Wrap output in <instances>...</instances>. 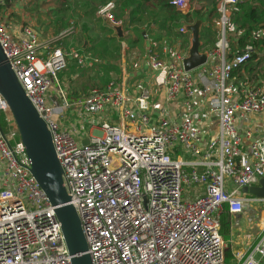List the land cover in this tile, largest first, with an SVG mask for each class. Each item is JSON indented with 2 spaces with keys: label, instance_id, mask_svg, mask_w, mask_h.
Returning a JSON list of instances; mask_svg holds the SVG:
<instances>
[{
  "label": "built area",
  "instance_id": "1",
  "mask_svg": "<svg viewBox=\"0 0 264 264\" xmlns=\"http://www.w3.org/2000/svg\"><path fill=\"white\" fill-rule=\"evenodd\" d=\"M239 1L219 0L223 20L225 7ZM172 3L183 10L189 0ZM116 10L115 1H108L95 14L121 27ZM40 41L27 25L14 36L0 17V47L50 133L91 263L225 264L228 243L218 216L225 207L233 218L252 203H264L240 195L264 179V128L254 118L264 119V86L236 87L231 80L250 53L227 58L223 36L207 55L211 62L202 67L208 69L196 78L181 57L165 64L151 55L150 69L165 71L166 90L151 114L148 91L133 96L114 84L91 89L73 105L59 73L71 61L85 68L96 60ZM178 101L185 110L176 119L165 104ZM204 109L218 123L217 135L206 143ZM0 110L8 112L1 103ZM4 135L0 130V264H71L54 207L31 175L23 145L11 146ZM84 137L90 142L83 143ZM241 264H264V233Z\"/></svg>",
  "mask_w": 264,
  "mask_h": 264
},
{
  "label": "crops",
  "instance_id": "2",
  "mask_svg": "<svg viewBox=\"0 0 264 264\" xmlns=\"http://www.w3.org/2000/svg\"><path fill=\"white\" fill-rule=\"evenodd\" d=\"M68 1L71 5L65 7L64 11L50 3L48 10L41 8L37 10L36 17L45 15L52 24L50 29H43V33L46 34L41 35L45 41L39 35L42 45L60 47L67 52L77 51L91 60H96L85 68H77L76 64L71 61L70 66L64 70L65 72L59 73L60 84L65 87L67 99L72 104L87 96L92 87L96 85L103 90L110 84H114L126 86L133 96H137L141 89L148 91L153 106L150 108V113L155 114V104L161 105L165 100L166 90L163 85L165 71H152L149 64L150 56L157 55L165 64L174 63L177 57H181L183 66L192 47V34L189 28L194 25L198 26L199 54L206 55V64L211 62L207 55L214 50L217 41L224 36L228 46L225 55L227 58L236 54L250 53V59L232 73L233 84L236 87H242L245 83L264 86V0H240L235 6L225 7V12L233 7L231 19L236 22V37L231 28L229 29L231 34L224 31L223 35L222 31H216L217 19L214 18V12L217 10L219 0H215L210 7L203 1L189 0L187 9L183 10L175 6L168 8L157 1L146 3L139 0H123L121 2L125 6L120 11L123 22L122 38L116 36L114 30L97 18L94 12L89 14L91 9L96 10L108 1L117 3L116 0H107L103 4H101L102 0H79L78 2L82 3L79 9L84 22L82 26L81 23L70 20L68 28L56 34L58 25L55 20L60 14L63 13L62 21H60L63 29L68 23L65 20L75 16L73 13L76 4L73 1L75 0ZM18 5L20 6L17 0H4V4L0 6V17L7 23V27L14 36L26 22H32L24 19L25 12L22 9L20 12ZM92 21L99 22L95 24L96 30ZM182 28L185 29L184 33L180 32ZM98 29L104 32L99 33ZM68 30H70L68 33L62 35ZM52 42L55 44L52 45ZM77 43H81L79 48ZM117 47L119 52L116 50ZM99 49L105 59L98 56L100 53L91 55L92 50L98 51ZM214 62L216 65L221 64L220 58L214 59ZM204 64L192 70L195 78L203 72L204 68L208 69V67H202ZM67 86L72 91L67 89ZM175 103L176 105L165 104V106L168 111L170 109L173 114H177L176 119H178L181 118L185 109L182 101ZM6 118L12 131L17 132L9 111L6 112ZM254 118L255 124L264 128V119ZM202 120L207 132L202 143H206L217 135L218 123L216 118L205 109L202 111ZM260 135L264 136V132ZM1 173L2 165L0 164V176ZM240 195L254 197L242 192ZM224 213L228 215L229 222V239L226 241L228 249L225 252V259L228 256L231 258V264H241L264 233V203H252L249 209L233 218L224 209L218 216L219 222ZM234 219L239 222L238 226L234 225Z\"/></svg>",
  "mask_w": 264,
  "mask_h": 264
},
{
  "label": "water",
  "instance_id": "3",
  "mask_svg": "<svg viewBox=\"0 0 264 264\" xmlns=\"http://www.w3.org/2000/svg\"><path fill=\"white\" fill-rule=\"evenodd\" d=\"M199 1L210 7L215 0ZM110 28L114 30L116 36L123 37L121 27L110 26ZM189 31L192 34V47L188 59L183 62L186 71L193 70L206 62V55L199 54L198 26H191ZM0 103L7 107L14 122L29 162L31 175L54 207L55 216L60 223L71 257V264H92L79 218L73 206L69 204L70 199L62 184V170L54 152L50 133L26 97L1 47ZM0 130L3 133L1 127ZM259 184V187H244L241 192L264 199V179H260Z\"/></svg>",
  "mask_w": 264,
  "mask_h": 264
},
{
  "label": "rangeland",
  "instance_id": "4",
  "mask_svg": "<svg viewBox=\"0 0 264 264\" xmlns=\"http://www.w3.org/2000/svg\"><path fill=\"white\" fill-rule=\"evenodd\" d=\"M79 0H75V1H73V2H75L76 4H75V9L73 10V13L75 14V16L74 17H72V18H69V19H66L65 21H67L68 23H67V26H65L64 27V29H63V27H62V23L60 22V21H62V18L61 17H63V13L62 14H60V16L57 18V20H55L57 23V25H58V30H57V32H56V34L59 32V31H64L65 29H67L68 28V26H69V22H70V20L71 21H77L78 23H81V26H82V22H83V19H82V14H81V12H79V9L82 7V3H81V1L80 2H78ZM117 1V3H116V6H117V10L115 11V17H116V19L117 20H121V16H120V11L122 10V8L125 6V4L124 3H122L121 2V0H116ZM123 1V0H122ZM17 2H19V4H20V6L18 5V10L21 12V9L25 12V20H27V19H29V20H31L32 22H26L23 26H25V25H27V26H29V27H32L36 32H37V34H39V35H44L45 36V34L46 33H43V29H50L51 27H52V24H51V22H50V19L49 18H47L45 15H43V16H39L38 18L36 17V11L37 10H39L40 8L41 9H47L48 10V8H49V4L51 3L52 4V2H51V0H17ZM76 5L78 6V7H76ZM95 7H97V6H95ZM94 7V8H95ZM233 7H230V8H228L227 10H226V12H225V18H226V20H223V18H222V13L221 12H219L218 11V9L214 12V18L216 17V19H217V21L215 22V24H216V27H217V29H216V31L217 32H219V31H222L223 30V23L225 24V32L228 34H231L230 32H229V29L231 28L232 29V32H233V34L235 35V37H236V35H237V33H236V22H235V20L234 21H232V19H231V15H232V9ZM66 8H61L60 10L61 11H64ZM12 16V15H11ZM20 19H18V21H19ZM44 24H43V23ZM47 22V23H46ZM46 23V24H45ZM84 23V22H83ZM96 23H99V22H95V21H92V24L94 25V29L96 30V28H95V24ZM101 23V22H100ZM235 26V27H234ZM49 27V28H48ZM103 30H105L104 28H102ZM103 30H101V29H98V32L99 33H102V32H104ZM93 31V30H92ZM42 35H41V39H42ZM47 35H49V36H51L50 34H47ZM68 36H70V35H68ZM51 39V38H50ZM43 40V39H42ZM43 41H45V39L43 40ZM227 41H228V38H227ZM54 42H52L51 44L52 45H54L53 44ZM81 46V43H77V47L79 48ZM77 48V49H78ZM117 52H119L118 50H119V48L117 47ZM97 53H100L98 56L99 57H102L103 59H105V57L101 54V49H99L98 51H94V50H92V52H91V55H95V54H97ZM65 71H62V73H64ZM66 81V80H65ZM64 81V82H65ZM68 87V86H67ZM64 89H65V87H63ZM67 89H69V90H71L72 91V89H70V87H68ZM92 89H100V87L98 86L97 87V85H96V87H92ZM68 113L69 112H66V115H68ZM82 142L83 143H89L90 142V138H88V137H84V138H82Z\"/></svg>",
  "mask_w": 264,
  "mask_h": 264
},
{
  "label": "trees",
  "instance_id": "5",
  "mask_svg": "<svg viewBox=\"0 0 264 264\" xmlns=\"http://www.w3.org/2000/svg\"><path fill=\"white\" fill-rule=\"evenodd\" d=\"M105 1H107V0H102L101 4H103ZM135 1H138V0H135ZM139 1L146 2V3L157 1V2L162 3L163 5L167 6L168 8L174 7V4L172 3L173 0H139ZM51 2L54 5H56L58 9L65 8L68 5H71L68 0H51ZM96 10H97V8H96ZM96 10L91 9L89 14H91L93 12L95 13ZM252 58H254V56H252ZM0 127L3 131V133L5 134L9 144L11 146H14L19 141L18 133L17 132L14 133L12 131L13 129L10 126V123L8 122V120L6 118V113L1 111V110H0ZM225 211H226V207H225ZM219 223L221 224L220 234L222 235V237L225 241H228V239H229V222H228V215L226 213H224L221 216ZM225 264H231V258L230 257H228V256L226 257Z\"/></svg>",
  "mask_w": 264,
  "mask_h": 264
},
{
  "label": "bare ground",
  "instance_id": "6",
  "mask_svg": "<svg viewBox=\"0 0 264 264\" xmlns=\"http://www.w3.org/2000/svg\"><path fill=\"white\" fill-rule=\"evenodd\" d=\"M264 223V222H263Z\"/></svg>",
  "mask_w": 264,
  "mask_h": 264
}]
</instances>
